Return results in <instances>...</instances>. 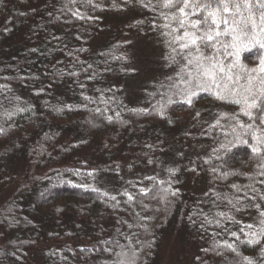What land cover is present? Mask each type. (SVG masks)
Returning a JSON list of instances; mask_svg holds the SVG:
<instances>
[{
	"label": "trees",
	"instance_id": "16d2710c",
	"mask_svg": "<svg viewBox=\"0 0 264 264\" xmlns=\"http://www.w3.org/2000/svg\"><path fill=\"white\" fill-rule=\"evenodd\" d=\"M77 10L83 19L72 15ZM160 11L135 0H0V264H113L121 246L139 251L136 264H228L236 257L224 241L264 264V218L252 206L264 210V200L245 187L264 194L260 161L245 145L225 153L220 145L235 142L234 135L210 127L240 106L197 90L193 106L177 102L163 118L156 114L169 97L183 100L169 85L185 63L165 59L170 37L152 28L164 23ZM111 17L128 21L112 28ZM128 32L161 50L155 78L135 89L134 101L124 86L138 72L133 46L123 39ZM260 54L251 47L241 59L254 67ZM152 160L166 162L161 172L138 169ZM165 189L171 203L160 200ZM253 232L260 244L247 243L257 238Z\"/></svg>",
	"mask_w": 264,
	"mask_h": 264
},
{
	"label": "snow or ice",
	"instance_id": "6c2138e0",
	"mask_svg": "<svg viewBox=\"0 0 264 264\" xmlns=\"http://www.w3.org/2000/svg\"><path fill=\"white\" fill-rule=\"evenodd\" d=\"M76 2L77 0H68L69 4ZM80 2L93 5V0H80ZM125 2L132 3V0H125ZM135 3L152 11H156L157 8L166 10L159 13L164 23L157 25L153 22L152 28H163L166 31L161 35L170 37L167 43L171 48L172 55L165 59L172 64L178 63L177 57H181L185 61L176 74L178 79L169 85V88L175 89L174 95L183 96V100L174 101L169 97L164 104L156 109V114L163 118L168 105L177 102L189 107L193 106L196 102L197 90L209 92L215 100L240 106L239 112H221L219 114L220 118L229 121V123L221 124V119L218 118L210 127L221 129L225 138L234 135L235 142L229 141L227 145L223 143L220 145L225 153L231 152L232 149L240 145L247 146L250 149L251 158H258L260 161L258 168L261 171L257 174L264 176V0H135ZM115 6L114 4L113 7ZM95 7L100 6L95 5ZM72 15L77 19L84 18L78 10L73 11ZM89 19L94 18L89 17ZM139 23H143V21ZM167 29H171V31H167ZM251 47H258L261 50L258 63L254 67L248 66L241 59V53L248 51ZM89 67L91 66L89 65ZM72 74L75 75V73ZM169 79L172 80L171 77ZM241 81L244 82L241 83ZM193 83H195V90ZM240 116L247 117L249 122L241 121ZM107 119L111 121L112 117L109 116ZM231 121H235V123L233 124ZM171 122L169 120V123ZM3 131L4 129L0 128V132ZM248 137L251 138V142ZM213 151L215 152L217 149H213ZM213 171L216 170L213 169ZM229 175H235V173H223L225 178ZM257 183L264 184V180H259ZM231 187L237 192L241 191V187L236 184H232ZM245 187L256 192L259 198L264 200V194H260L252 185ZM92 190L98 191V189ZM140 192L141 195L147 194L144 189H141ZM164 192L165 195L160 196L161 202L171 203L167 200V190L165 189ZM101 195H107V193ZM124 195L128 196V201L134 199L132 195L127 193ZM170 195L177 196L178 190L172 191ZM248 198L255 199L254 196ZM110 199L116 200V197L112 196ZM239 201L240 197H237V202L239 203ZM228 203L231 204L232 201L229 200ZM252 206L259 210L260 216L264 218V210H260L261 206L259 204ZM233 207L236 206L233 205ZM236 210L240 211L239 208ZM137 215L139 216L138 213ZM217 215L237 222L234 221V218L228 217L226 213L221 212ZM140 219H144V217H140ZM205 222L212 223L207 218H205ZM219 223L220 221L217 220V226ZM260 223L264 225V219H261ZM246 227L251 229L253 225L249 224ZM240 231L243 232L244 229L241 228ZM229 235L239 239L235 231H231ZM245 235L248 234L245 233ZM251 235L257 238L247 240L249 245L261 243L255 232ZM260 236H264V228L260 229ZM137 242L139 243V241ZM148 246L151 247V244ZM223 247L234 253L236 257L229 260L228 264H242V261L246 264H254L252 258L241 257L234 243L224 241ZM107 251L111 250L107 249ZM260 256L264 258V247L260 249ZM116 257L113 264H136L139 259V251L134 248L125 251L121 246V251L116 253Z\"/></svg>",
	"mask_w": 264,
	"mask_h": 264
},
{
	"label": "rangeland",
	"instance_id": "374dc122",
	"mask_svg": "<svg viewBox=\"0 0 264 264\" xmlns=\"http://www.w3.org/2000/svg\"><path fill=\"white\" fill-rule=\"evenodd\" d=\"M128 19L124 17H111L108 18V23L112 28L114 27H123L125 22ZM127 43L129 42L132 47L133 59L132 65L133 68L138 71L137 74L132 78V80H127L125 82V90L128 92V99L134 101L137 96V91L135 90L137 87L142 84L147 83L150 79H154L156 72L158 70L157 61L161 57L160 48L157 44H154L150 40L145 39V37H141L135 35L134 33L128 32L126 34V38H123ZM134 98V99H133ZM166 162L157 165V162L152 160L148 165H142L138 169L142 172H161L164 168ZM190 183H188V186ZM172 246L171 238L165 239L163 248H162V256L163 260H165L170 253V249Z\"/></svg>",
	"mask_w": 264,
	"mask_h": 264
}]
</instances>
